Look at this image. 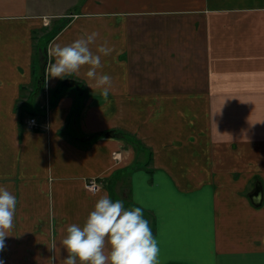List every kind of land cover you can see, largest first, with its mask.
<instances>
[{
  "label": "crops",
  "instance_id": "0c3cea01",
  "mask_svg": "<svg viewBox=\"0 0 264 264\" xmlns=\"http://www.w3.org/2000/svg\"><path fill=\"white\" fill-rule=\"evenodd\" d=\"M92 31L107 95L47 70ZM0 184L4 264H63L103 194L142 206L158 264H264V0H0Z\"/></svg>",
  "mask_w": 264,
  "mask_h": 264
},
{
  "label": "clouds",
  "instance_id": "9594fccd",
  "mask_svg": "<svg viewBox=\"0 0 264 264\" xmlns=\"http://www.w3.org/2000/svg\"><path fill=\"white\" fill-rule=\"evenodd\" d=\"M98 33L92 31L70 43H53L49 53L53 57L47 70L49 77L65 78L66 74L80 73L93 81L100 91H110L111 76L100 72L102 56L113 52L105 40L90 47ZM86 66V67H85ZM17 208V196L7 186L0 184V250L9 235ZM66 255L63 264H158L159 244L142 206H125L121 199L100 195L82 224L70 223L60 241ZM0 264L4 260L0 259ZM51 264H56L52 257Z\"/></svg>",
  "mask_w": 264,
  "mask_h": 264
},
{
  "label": "built area",
  "instance_id": "2783aa9c",
  "mask_svg": "<svg viewBox=\"0 0 264 264\" xmlns=\"http://www.w3.org/2000/svg\"><path fill=\"white\" fill-rule=\"evenodd\" d=\"M26 124L30 127H36L38 126L37 121L35 118L30 117L29 119H27ZM86 187L91 190L92 192H95L98 188V182L95 181L94 179H89L86 183Z\"/></svg>",
  "mask_w": 264,
  "mask_h": 264
},
{
  "label": "water",
  "instance_id": "95a60500",
  "mask_svg": "<svg viewBox=\"0 0 264 264\" xmlns=\"http://www.w3.org/2000/svg\"><path fill=\"white\" fill-rule=\"evenodd\" d=\"M108 136V135H105ZM250 200L254 206H259L261 204V193L256 191L253 195L250 196Z\"/></svg>",
  "mask_w": 264,
  "mask_h": 264
},
{
  "label": "rangeland",
  "instance_id": "374dc122",
  "mask_svg": "<svg viewBox=\"0 0 264 264\" xmlns=\"http://www.w3.org/2000/svg\"><path fill=\"white\" fill-rule=\"evenodd\" d=\"M75 9L74 8H72V9H69V11H67V12H72V11H74ZM34 118V117H33ZM29 119V118H28ZM27 121V120H26ZM25 126H26V128H28V129H33V128H30L27 124H25ZM1 252V251H0ZM2 255H0V259H3L4 260V263H5V259H4V257H1Z\"/></svg>",
  "mask_w": 264,
  "mask_h": 264
},
{
  "label": "trees",
  "instance_id": "16d2710c",
  "mask_svg": "<svg viewBox=\"0 0 264 264\" xmlns=\"http://www.w3.org/2000/svg\"><path fill=\"white\" fill-rule=\"evenodd\" d=\"M110 133H111V132H108L107 135L110 136Z\"/></svg>",
  "mask_w": 264,
  "mask_h": 264
},
{
  "label": "bare ground",
  "instance_id": "6f19581e",
  "mask_svg": "<svg viewBox=\"0 0 264 264\" xmlns=\"http://www.w3.org/2000/svg\"><path fill=\"white\" fill-rule=\"evenodd\" d=\"M37 120V119H36ZM38 124V123H37ZM38 128H40V127H38ZM35 129V128H34Z\"/></svg>",
  "mask_w": 264,
  "mask_h": 264
}]
</instances>
